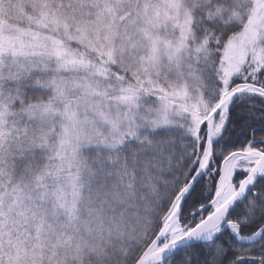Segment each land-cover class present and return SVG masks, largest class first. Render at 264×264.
I'll return each mask as SVG.
<instances>
[{
	"label": "snow or ice",
	"instance_id": "snow-or-ice-1",
	"mask_svg": "<svg viewBox=\"0 0 264 264\" xmlns=\"http://www.w3.org/2000/svg\"><path fill=\"white\" fill-rule=\"evenodd\" d=\"M0 264H264V0H0Z\"/></svg>",
	"mask_w": 264,
	"mask_h": 264
}]
</instances>
